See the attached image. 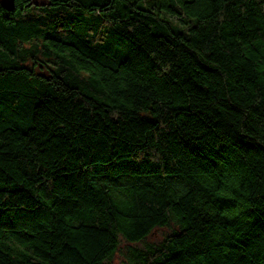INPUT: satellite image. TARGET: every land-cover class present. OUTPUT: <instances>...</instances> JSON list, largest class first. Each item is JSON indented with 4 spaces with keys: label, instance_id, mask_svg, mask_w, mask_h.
I'll return each mask as SVG.
<instances>
[{
    "label": "trees",
    "instance_id": "16d2710c",
    "mask_svg": "<svg viewBox=\"0 0 264 264\" xmlns=\"http://www.w3.org/2000/svg\"><path fill=\"white\" fill-rule=\"evenodd\" d=\"M0 0V264H264V0Z\"/></svg>",
    "mask_w": 264,
    "mask_h": 264
},
{
    "label": "water",
    "instance_id": "95a60500",
    "mask_svg": "<svg viewBox=\"0 0 264 264\" xmlns=\"http://www.w3.org/2000/svg\"><path fill=\"white\" fill-rule=\"evenodd\" d=\"M2 4L4 7L7 9H13L14 8V0H1Z\"/></svg>",
    "mask_w": 264,
    "mask_h": 264
},
{
    "label": "rangeland",
    "instance_id": "374dc122",
    "mask_svg": "<svg viewBox=\"0 0 264 264\" xmlns=\"http://www.w3.org/2000/svg\"><path fill=\"white\" fill-rule=\"evenodd\" d=\"M122 263L123 261L121 257H118L117 260H115V264H122Z\"/></svg>",
    "mask_w": 264,
    "mask_h": 264
}]
</instances>
